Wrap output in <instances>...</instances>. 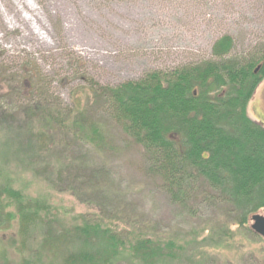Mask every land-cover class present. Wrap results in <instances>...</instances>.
Segmentation results:
<instances>
[{"label":"rangeland","instance_id":"374dc122","mask_svg":"<svg viewBox=\"0 0 264 264\" xmlns=\"http://www.w3.org/2000/svg\"><path fill=\"white\" fill-rule=\"evenodd\" d=\"M226 35L237 40L233 56L264 52V0H0V115L11 112L2 106L15 108L14 81L36 69L44 97L79 112L92 108V89L209 60L214 43ZM23 89L24 101L39 97L36 89ZM90 110L101 145L55 133L45 118L36 129L27 127L26 115L16 110L15 121L0 123V187L39 204L26 236L17 235V201L6 208L14 219L0 231V264H65V241L54 237L81 224L82 216L105 217L121 231L126 223L135 231L148 223L157 237L183 247L158 264H264L263 239L235 226L222 237L218 230L228 213L203 200V186L195 187L186 206L179 204L149 171L143 147L102 107ZM247 113L264 126V80Z\"/></svg>","mask_w":264,"mask_h":264},{"label":"trees","instance_id":"16d2710c","mask_svg":"<svg viewBox=\"0 0 264 264\" xmlns=\"http://www.w3.org/2000/svg\"><path fill=\"white\" fill-rule=\"evenodd\" d=\"M236 46L237 40L226 35L214 43L209 60L172 71H150L115 88L92 89V108L102 107L143 147L149 171L163 181L173 199L186 206L200 185L205 202L227 211L229 221L218 230L222 237L232 226L254 233L248 228L251 217L264 213V126L247 113L264 80V52L233 56ZM28 76L14 81L15 108L2 106L11 112L0 115L1 124L15 121L16 110L26 115L27 127L35 124L36 129L38 119L45 118L51 121L48 128L54 126L55 133L76 143L102 144L92 108L62 109L57 98L53 102L41 93L43 80L37 69ZM23 87L40 92L41 101H24ZM74 180L71 177L70 182ZM25 200L11 186L0 187V231L11 227L13 212L6 208L17 201V235L30 233L39 218L35 212L39 204ZM105 220L82 216L81 224L56 233L54 239L65 241V264H158L183 250L175 241L157 237L148 223H143L142 231L126 223L121 231ZM45 222L55 230L50 219Z\"/></svg>","mask_w":264,"mask_h":264},{"label":"water","instance_id":"95a60500","mask_svg":"<svg viewBox=\"0 0 264 264\" xmlns=\"http://www.w3.org/2000/svg\"><path fill=\"white\" fill-rule=\"evenodd\" d=\"M251 229L264 239V215L258 214L251 217Z\"/></svg>","mask_w":264,"mask_h":264}]
</instances>
